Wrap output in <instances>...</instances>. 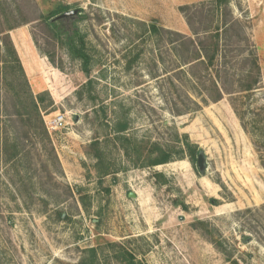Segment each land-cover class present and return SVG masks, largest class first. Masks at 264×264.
<instances>
[{"label": "rangeland", "instance_id": "rangeland-1", "mask_svg": "<svg viewBox=\"0 0 264 264\" xmlns=\"http://www.w3.org/2000/svg\"><path fill=\"white\" fill-rule=\"evenodd\" d=\"M62 5L83 10L71 24L93 55L90 75L67 53L66 35L41 18ZM151 22L186 37L196 29L200 39L219 26L222 68H249L242 56L256 53L260 82L247 106L264 105V0H0V60L5 33L13 43L15 32L30 35L41 55L37 76L25 72L29 87L16 65L0 62V264H88L92 247L96 264H264V166L252 135L229 95L213 100L215 70L184 63L173 35L147 32ZM225 55L236 60L225 64ZM237 79L228 88L237 89ZM46 91L45 123L56 113L68 122L48 130L51 143L41 141L33 113L27 122L18 114L30 92ZM124 118L126 135L142 148L138 155L131 147L132 159L124 146L134 142L113 131ZM177 132L205 153L204 171L177 157ZM258 135L264 156V130ZM95 140L116 173L98 177ZM156 142L170 145L174 158L138 167L156 157ZM199 220L222 248L194 225Z\"/></svg>", "mask_w": 264, "mask_h": 264}, {"label": "trees", "instance_id": "trees-1", "mask_svg": "<svg viewBox=\"0 0 264 264\" xmlns=\"http://www.w3.org/2000/svg\"><path fill=\"white\" fill-rule=\"evenodd\" d=\"M219 3L225 1V0H218ZM70 9V6L68 5H62L59 6L51 11L48 12L46 17H41L45 21L48 29L52 30L55 34L63 36V34L66 35L64 39V47L66 48L67 53L72 59H78L80 60L82 64V68L85 71L87 75H90L91 68L93 66V55L90 54L87 44L88 42L85 39V35H83L79 30H75V28H72L71 22H74V17H67L61 20L57 21H51L52 18L56 17L57 15L66 12ZM83 10H78V13L76 16H79L80 12ZM88 14L80 16L82 19L86 18ZM226 27L223 29V32L228 31L230 25L228 23L225 24ZM215 28L214 30L206 29L204 32L206 33L205 36L200 39L199 32L196 31V29L193 30L194 35L193 36L186 37L185 35L175 32L163 27L158 26L155 22H151V24L147 27V32L151 36H161V34H171L173 37L169 38L170 45H172V49L175 52L176 57H182V61L184 63H194L197 65V63H206V66L208 68H212L215 70V72L212 73L211 84L213 90H215L214 101H217L221 99L224 95L223 92H225L230 97L231 105L234 109V112L238 116L239 120L241 121V125L244 129V131L247 134L252 135L253 143L260 154L261 162L264 166V156L261 154V148L263 147L262 144L259 143L258 139V132L263 129L264 130V105L256 107V108H249L247 106V100L252 96L254 90L257 88L259 82H260V65L258 62V55L256 53H252L250 56H242V60L245 58L247 61L251 64V67L249 68H242L240 71L237 70L235 67L231 66L229 68H222L219 66V58H222V55L220 54V42L222 40L221 38V32L220 27ZM67 31V32H65ZM5 37L3 38V59L0 60V62H3L2 65H5V67H13V65L17 66L21 72V76L24 80V83L26 86L29 87V82L26 76V73L24 71V67L22 65L21 59L18 55V52L16 50V47L8 33L4 34ZM60 36V39H61ZM201 40V41H200ZM62 42V40H61ZM63 45V43H61ZM186 49L185 51H180V49ZM201 49H203V55H201ZM1 51V47H0ZM191 52L190 54L188 52ZM51 62L62 69V66H59L56 64L54 60V56L50 55V52L46 53ZM239 55L237 54L232 57V60L235 59L236 61H239ZM205 59H204V58ZM250 57V58H248ZM231 58H228L226 55L224 56V63L229 64L231 63ZM194 75V74H193ZM238 76L237 79V89H230L228 88L227 84L230 83L231 85H235V77ZM200 77V76H199ZM225 79V80H224ZM92 78L88 80V82L83 85L84 87H87L92 84ZM230 85V86H231ZM49 92H41L37 94V96H34L31 92L29 96L27 97V104L23 105L19 110L18 114L21 116V119L27 122L25 119V116L33 113L34 118L36 121V126L38 127L39 131L38 134L41 137V141H47L51 143L50 134L48 131V128L46 126L43 111L46 109L47 105H45V96ZM92 99H94L93 96H91ZM29 120V119H28ZM129 122L126 118L120 120L118 119L117 122H115L113 131L115 133V138L117 140H120L121 142H134V145L130 144L128 146H124L126 155L132 159V153H131V147L132 151H134L141 155V149L139 147V144H137L134 140L126 135L127 130L129 129ZM16 137V136H15ZM180 137L182 138L180 140ZM257 137V138H255ZM177 140L181 142V146L179 148L180 155L177 156L178 158L188 157L191 162H197L198 153L200 152V148L197 144L191 142L189 140L188 134H179L177 132ZM16 151L15 153H18V137H16V140L13 141ZM8 138L2 139V145L3 150L7 149V146L9 144ZM92 146L94 148V156L96 158L95 168L98 173L99 178H103L106 175H109L111 173H116V171H111L109 164L107 163V158L104 155V152L101 147V143L98 140H95L92 142ZM134 149V150H133ZM158 151V154L156 157H152V154L149 156V160L147 161V164L145 165H138V167H144V166H151V165H158L163 164L171 161L174 157L171 152L170 145H167L166 147L160 146L157 142L154 143L153 148L151 150V153ZM143 153V151H142ZM135 154V153H134ZM139 157V156H138ZM135 158V156H134ZM140 158V157H139ZM136 159H138L136 157ZM158 177H163L162 173L156 174ZM80 191V189L78 188ZM251 209H248L247 211H250ZM197 228H200L202 230L209 231L211 235V240L215 242V244L222 248L220 242L216 241V238L214 235H212V230H208L206 228L207 223L205 221L199 220L197 223L194 224ZM90 251V261L88 264H96L98 260V250L95 247H92L89 249ZM85 259H83L81 262L83 263ZM131 264H134L132 261L129 260Z\"/></svg>", "mask_w": 264, "mask_h": 264}, {"label": "crops", "instance_id": "crops-1", "mask_svg": "<svg viewBox=\"0 0 264 264\" xmlns=\"http://www.w3.org/2000/svg\"><path fill=\"white\" fill-rule=\"evenodd\" d=\"M27 35L28 34H26L25 32H21V33L15 32V34H13L12 37H13L18 55L21 59L22 65L24 67V71L27 73L29 77H36L37 76L36 69L39 64V59L41 58V55L39 53V50L35 46L33 40L31 39V36L30 35L27 36ZM28 49L30 50L28 51ZM32 62H35V63L32 64Z\"/></svg>", "mask_w": 264, "mask_h": 264}, {"label": "water", "instance_id": "water-1", "mask_svg": "<svg viewBox=\"0 0 264 264\" xmlns=\"http://www.w3.org/2000/svg\"><path fill=\"white\" fill-rule=\"evenodd\" d=\"M78 13V10L77 9H74V10H70V11H67V12H63L59 15H57L56 17H54L51 21H57V20H61V19H64V18H67V17H74V15H76ZM206 155L205 153L201 150L199 153H198V157H197V167L200 171H204L205 168H206ZM129 196L130 197H134L135 194L133 192H130L129 193Z\"/></svg>", "mask_w": 264, "mask_h": 264}, {"label": "built area", "instance_id": "built-area-1", "mask_svg": "<svg viewBox=\"0 0 264 264\" xmlns=\"http://www.w3.org/2000/svg\"><path fill=\"white\" fill-rule=\"evenodd\" d=\"M46 125L49 131L58 130V129L60 130V129L66 128L68 125V122L66 120L65 114L56 113L50 119L46 120Z\"/></svg>", "mask_w": 264, "mask_h": 264}, {"label": "bare ground", "instance_id": "bare-ground-1", "mask_svg": "<svg viewBox=\"0 0 264 264\" xmlns=\"http://www.w3.org/2000/svg\"><path fill=\"white\" fill-rule=\"evenodd\" d=\"M30 49H28V51H29ZM31 56H33V55H31ZM29 58H30V56H29ZM33 58V57H32ZM34 60H35V58H34ZM34 60H32V61H34ZM33 63H35V62H32V64ZM31 65V64H30ZM180 165V164H179ZM169 166V165H168ZM175 166V165H174ZM169 169V168H168ZM173 169H174V167H173Z\"/></svg>", "mask_w": 264, "mask_h": 264}]
</instances>
